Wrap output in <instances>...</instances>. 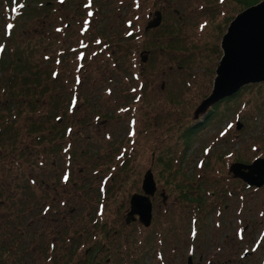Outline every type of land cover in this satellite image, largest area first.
I'll use <instances>...</instances> for the list:
<instances>
[{"label":"rangeland","instance_id":"obj_1","mask_svg":"<svg viewBox=\"0 0 264 264\" xmlns=\"http://www.w3.org/2000/svg\"><path fill=\"white\" fill-rule=\"evenodd\" d=\"M51 1L50 8L38 11L46 15L42 22L30 20L33 12L25 9L9 38L2 35L6 20L0 10L3 62L43 71L38 81L45 107L32 112L46 117L42 136L25 137L24 147L34 151L28 160L20 151L12 155L0 148V243L7 238L27 253L17 259L6 253L5 263L188 264V227L195 215L200 222L194 264H218L219 256L231 254L229 247L235 253L234 240L224 239L228 223L235 221V199L226 219L218 217L214 203L223 209L219 190L233 162L264 158V85L243 88L197 120L193 115L211 92L221 38L246 8L236 0ZM46 2L36 0L33 8ZM155 11L162 22L152 29ZM19 48L25 50L14 53ZM148 50L147 61L140 62V53ZM63 51L66 64L55 69L60 85L49 84L44 56ZM67 89L78 94V101L72 99L73 110L63 114ZM53 102L62 112L59 123L51 116ZM30 115L25 107L19 125ZM66 126L71 133L63 136ZM203 160L204 169H197ZM147 170L155 174L157 196L145 229L137 220L125 224V217L131 197L142 193ZM200 183L208 185L206 209L193 212L184 195ZM44 206L49 211H42ZM242 221L248 239L256 236L258 231L250 234L259 221L256 210L249 209ZM11 229L16 234L11 236ZM248 260L260 264L259 256Z\"/></svg>","mask_w":264,"mask_h":264},{"label":"flooded vegetation","instance_id":"obj_2","mask_svg":"<svg viewBox=\"0 0 264 264\" xmlns=\"http://www.w3.org/2000/svg\"><path fill=\"white\" fill-rule=\"evenodd\" d=\"M57 3L66 4V1L65 0H57ZM52 4H53V1H51V0H48V2H46V6L48 8H50L52 6ZM77 8H78V6H77ZM56 14H58V13H56ZM153 14H154V18H152L153 19L152 21H155L156 20V14H159V13H157V11H155V13H153ZM43 16L45 19L46 15H43ZM151 17H152V15H151ZM149 18H150V16H149ZM161 22H162V15H161V21H160L159 26L161 25ZM159 26H157V27H159ZM127 29H129V28H127ZM152 29H155V28H152ZM68 30H70V28L68 27V24H65L64 32L66 33ZM55 31L60 33L62 31V28H55ZM130 35H131L130 32L125 33V37H127V38ZM48 40H49L48 44L50 42H52L50 40V38H48ZM96 40L99 41V43L97 45L100 46L99 44H102L101 38L98 37ZM98 50L101 51L100 48ZM102 53H104V52H100L99 54H102ZM63 55H64V51L63 52H57L55 55L54 54H48V55L44 56L43 66L45 67L47 64L50 65L49 72L51 74V77H50L49 73H48V77H47V78H49L48 79L49 84H52L53 80L58 79L59 72L55 69H58L59 67H62L64 64H66V62H64V60H63L65 55L64 56ZM142 55H144V56L142 57ZM149 55H150L149 50L148 51H142L140 53V62L141 61L143 63L146 62ZM53 72L55 74H53ZM96 78L97 77H94V79H96ZM80 81H81V79H80ZM110 82H111L110 84H113V82L111 80H110ZM61 85L63 86L64 84L61 83ZM263 85H264V83H263ZM259 86H261V84H259ZM67 93L71 97H70V101L67 102V106H66L67 108H66L65 112H63L64 114L66 113L67 110L69 112H71L73 110V106L70 107V105H72L74 100L77 99V101H78V94L77 93H74L73 91L71 93H69L68 89H67ZM108 95H110V93ZM72 99H74V100H72ZM222 104H220V105H222ZM217 107H219V106H217ZM51 113L60 114V113H55L54 111H52ZM59 116H61V115H59ZM59 116H55L54 121ZM59 120L61 121L62 119H59ZM193 120H194V118H193ZM59 122L57 121V123H59ZM70 128L67 127V129H66L67 132H70ZM24 148H25V154L22 155V153H21V155L24 157V161H25V160H28V158H30L33 155L34 151H29V148L27 146ZM61 149H63V148H61ZM68 158L70 159V155H68ZM255 160H256V158H255ZM254 161H252L251 163H244L243 164L241 162V160H236V162L235 163L233 162V164H240V165L248 167ZM38 165L40 166V167L38 166L39 168L44 166L43 163L40 161L38 162ZM232 165H230L228 168V172H229L228 176L224 177V179H225L224 187L219 190L220 200L225 202V204L223 205V209L221 210L220 205L217 203H214V209L219 211L218 217L223 216L226 219V217L228 215L230 216L232 214V199H235V201L233 202L234 203L233 204L234 205L233 213H234L235 221H234V224H233V221L228 223L229 231H225L224 239H225L226 243H229V242L234 240V242H235L234 247H235L236 251H235V253H233V247H229V249H232L231 254L228 255L227 257H224L223 255L219 256L218 257V264H253L251 260H248V258L250 256H259L260 264H264V214H263V212H264V183L261 186H255V185L249 184L248 182L244 181L240 177H237V178L234 177L233 174L230 172ZM204 166H205V162L203 160V161H200L199 165L196 168L203 170ZM244 171H247V170H244ZM148 172L151 174L153 182L155 181L154 172L152 170H147L145 172V174L143 175L142 181H141L142 193L136 194V195L142 196V197H147L149 202L151 203V220L149 223L151 225L152 218H153V215H152L153 198L155 199L157 196V194H156L157 187L155 184L156 182H154L155 191H154L153 195H146L144 193L143 181H144V177L146 176V174ZM63 175H64V173L61 176V181H62ZM263 179H264V175H263ZM67 182H68V179H65L63 181L64 184ZM232 182H234V190L232 189ZM30 183H31V185H34L35 180L30 179ZM207 186L208 185H206L204 183H200L196 187H194L192 185L191 191H188V194H185L184 191L182 192L183 194L187 195V198L186 197H184V198L186 200H188L187 202L190 203V206H191V209L193 210V212L194 211L200 212V211L206 209L204 207L205 206L204 198L209 196L208 192H206ZM106 189H107V187L104 188L105 193H106ZM213 195H214V193L211 194V196H213ZM248 197H250L253 200H250ZM162 198H163V195H162ZM131 199H132V197H131ZM163 200H164V198H163ZM248 208L250 209V211H252L253 209L256 210V217L259 220L257 227L255 226L250 230V234H254L256 231H258V232H257L256 236H254L250 239H248V236L245 233L246 230L248 229V225H245L242 221V215H244L249 210ZM45 210L47 211L46 206H44L42 211H45ZM130 211H131V205H130ZM130 211H129V213H130ZM128 214L126 213L125 224H127V222L133 223L137 220L143 228L146 229V228L150 227V226H148V227L144 226L145 222H144V224H142V222H140V218L138 215H134L133 219L128 220ZM199 222H200V220L197 219V215H195L194 218H192L190 220V225L188 227V239L189 240L187 242L186 254H187L188 261H189V259L191 260V264H194L192 261V258L195 255L194 242H196L197 236L199 234V229H198ZM234 225H235V229H234ZM217 227L222 228V224L218 223ZM7 240H8L7 238H4L3 243H0L1 244L0 245V264H6L4 259L2 258L4 256V254H6V253L13 255L14 259L23 258L27 254L26 251L23 250V248L21 249V251H19L20 249L18 250V248H19L18 245H17V247H14L13 245H11V242L7 243ZM13 241H15V239H13L12 242ZM217 251L218 252L215 254V256H217L219 251H221V247L217 248ZM12 252H14V253H12ZM161 253L162 252L158 251L156 255L161 254ZM234 255L236 256V259L232 258ZM224 259L226 261H224ZM202 260H203V257L200 256L197 261L201 262ZM208 264H214V262H209Z\"/></svg>","mask_w":264,"mask_h":264},{"label":"water","instance_id":"obj_3","mask_svg":"<svg viewBox=\"0 0 264 264\" xmlns=\"http://www.w3.org/2000/svg\"><path fill=\"white\" fill-rule=\"evenodd\" d=\"M160 21L161 15L156 14L151 28L159 26ZM219 47L221 57L215 68L211 93L196 108V120L214 105L233 97L241 89L264 83V0L235 16L226 28ZM237 128H240L239 124ZM244 170L248 173L242 172ZM231 171L249 184L261 186L264 183V159L256 160L248 167L235 164ZM143 190L146 195H153L155 191L149 172L144 177ZM130 205L128 220L138 215L140 222L150 223L151 203L147 197L133 196ZM188 264H191L190 259Z\"/></svg>","mask_w":264,"mask_h":264},{"label":"trees","instance_id":"obj_4","mask_svg":"<svg viewBox=\"0 0 264 264\" xmlns=\"http://www.w3.org/2000/svg\"><path fill=\"white\" fill-rule=\"evenodd\" d=\"M0 1H1L0 5L2 8V9L0 8L1 14H3L5 11L4 13L5 20L6 17L13 12L14 8L18 9L15 15L19 18L24 14V10L26 9L27 12L29 11L33 12L29 14L30 20L36 19V21L41 20V22L44 20V16L41 15L40 12L38 11L45 10L46 5L45 6L43 5V7L40 6L42 8L34 9L33 2H36V0H0ZM27 1L28 3H26ZM236 1L240 2V4H242L245 8L251 6L254 3L255 4L258 3V2H252L250 0H236ZM38 16L40 18H37ZM7 26L9 28H13L12 32H10L11 29L9 30L6 29V31L10 35H12L14 31L20 27V25L17 26V24L14 25V27L11 24L9 25V23H7L6 20L5 23H3L2 25V29ZM4 32L5 31H2V35L4 34ZM24 50L25 49L19 48L16 52L14 51V53L22 52ZM4 52L5 49H3V51L0 52V148H6V150H8V153L12 155L16 154L19 151L20 153H22V155H24L25 154L24 142L26 139L25 137L28 136L31 139L40 137L44 134L46 129L45 128L46 117L41 115L40 117H36L34 116V112H32L42 107L43 108L45 107L44 101L42 99L45 94L39 91V81H38L40 79V76L43 74V71H39L33 67H25L26 64L21 66L18 65L17 62L13 64L10 63L9 60L8 62H3ZM52 83L60 85L57 79L53 80ZM20 86L22 89L19 88ZM22 97H26L27 100L22 99ZM231 100L229 99L226 102H229ZM25 101H27V105H25ZM67 101H70V95L67 98ZM52 105L55 108L54 110L55 113H62L58 111L56 102H53ZM25 107L29 109L31 115L29 117H26L25 124L20 126L19 122L23 116ZM57 115L58 114L52 113L51 116H57ZM59 119H62V114L61 116L56 118L54 122L55 123H57V121L59 122L60 121ZM67 127L68 126L65 127L63 136H65L68 133L66 130ZM21 136L22 138L20 139ZM42 140L43 138L37 139L38 143H40V141ZM18 146H21V148L18 149ZM184 197L187 198V195H184ZM46 209L47 211H49L47 206ZM19 221H22V218H20ZM13 232L14 230L11 229V234H10L11 236L13 234H16ZM24 234L25 232L22 231L21 235L23 236Z\"/></svg>","mask_w":264,"mask_h":264},{"label":"bare ground","instance_id":"obj_5","mask_svg":"<svg viewBox=\"0 0 264 264\" xmlns=\"http://www.w3.org/2000/svg\"><path fill=\"white\" fill-rule=\"evenodd\" d=\"M105 215H106V214H105ZM105 215H104V216H105Z\"/></svg>","mask_w":264,"mask_h":264}]
</instances>
